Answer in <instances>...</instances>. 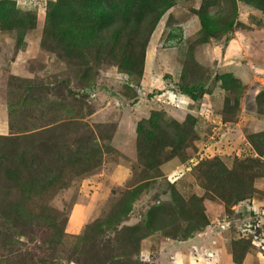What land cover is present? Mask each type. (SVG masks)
Listing matches in <instances>:
<instances>
[{"label":"rangeland","instance_id":"1","mask_svg":"<svg viewBox=\"0 0 264 264\" xmlns=\"http://www.w3.org/2000/svg\"><path fill=\"white\" fill-rule=\"evenodd\" d=\"M208 1L139 19L135 66L57 34L82 0H0V264H264V0Z\"/></svg>","mask_w":264,"mask_h":264},{"label":"trees","instance_id":"2","mask_svg":"<svg viewBox=\"0 0 264 264\" xmlns=\"http://www.w3.org/2000/svg\"><path fill=\"white\" fill-rule=\"evenodd\" d=\"M176 1L177 0H120V4L118 6L114 4H108L103 1L101 2V4L98 2V4H96L94 7L93 4L95 0H82V7L76 6V8L79 9V12L75 13V15H77L75 20L76 23L61 24L59 28H57L56 32L58 35L65 37L68 46L74 45L78 40H80L81 43L87 44L90 42H95L96 46L98 47H101L103 43L108 44L109 48L114 50L116 53L119 52L121 60L129 59V65H135L136 61L139 58H137L136 61L134 58L136 56L142 58L148 39L147 37L144 38L143 36H140L137 30L139 19L152 21L151 24H155L160 16L161 10H164ZM208 2L209 1L207 0V3ZM207 3L201 5V8L199 10L200 13L198 15L201 24L200 29L203 32V36L213 35L212 33L216 27L220 28L224 25H231L230 21L227 22V20L224 19V17L229 16L228 13L223 12L224 17L223 15H219L218 10H215L213 14L208 13L205 7ZM157 6H161V8L159 10H156ZM88 7H91L92 11L88 9ZM60 8L61 7H59V9ZM86 8L89 11V14L85 13ZM56 9L57 6L55 8V11ZM153 11H156L155 14L152 13ZM220 13L222 14V11ZM64 14L72 16V12L70 10L64 12ZM51 16L55 15L51 13ZM85 16H87V18H84ZM55 19L60 18L57 17ZM136 44H139V48L136 47ZM128 46L130 47V50L127 54V51L124 49L128 48ZM139 71L140 69L138 70V72ZM125 72L130 73L128 71ZM225 77L220 79L221 82L222 80L224 83L226 82L227 77ZM234 81H237V79H230L231 83ZM171 85L173 89L179 88L177 82L175 81H172ZM180 88L181 89L179 90V92H181L182 94L192 95L191 88ZM253 144L255 151L258 153V156H253L250 158L248 157L246 160H244L242 171H250V173H257L261 171L260 173H264V161L260 158L261 155H264V142H259L258 140L255 142L253 141ZM217 172L218 170H216V173ZM231 174L234 176V178H232V182L233 185L237 187L236 190H239V188L245 190V192L242 193L238 192L240 195H235L237 198L236 203H244V201H246V203L249 202V198L243 195L251 192V184L243 180V174L241 172ZM244 185L246 186L244 187ZM237 215H240V213H238ZM131 234L133 233H130L129 236H132ZM75 260L78 261V263H82L79 259Z\"/></svg>","mask_w":264,"mask_h":264},{"label":"clouds","instance_id":"3","mask_svg":"<svg viewBox=\"0 0 264 264\" xmlns=\"http://www.w3.org/2000/svg\"><path fill=\"white\" fill-rule=\"evenodd\" d=\"M251 209H252V208H251ZM246 211H247V214H248V215L251 214V212H250V206H247Z\"/></svg>","mask_w":264,"mask_h":264}]
</instances>
